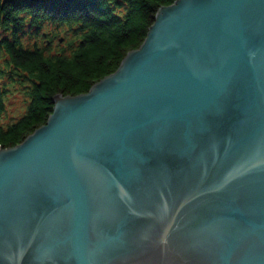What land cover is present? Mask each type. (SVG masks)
I'll list each match as a JSON object with an SVG mask.
<instances>
[{
	"label": "water",
	"instance_id": "1",
	"mask_svg": "<svg viewBox=\"0 0 264 264\" xmlns=\"http://www.w3.org/2000/svg\"><path fill=\"white\" fill-rule=\"evenodd\" d=\"M147 33L0 149V264H264V0Z\"/></svg>",
	"mask_w": 264,
	"mask_h": 264
},
{
	"label": "trees",
	"instance_id": "2",
	"mask_svg": "<svg viewBox=\"0 0 264 264\" xmlns=\"http://www.w3.org/2000/svg\"><path fill=\"white\" fill-rule=\"evenodd\" d=\"M174 2L0 0V149L46 125L56 93H87L116 72Z\"/></svg>",
	"mask_w": 264,
	"mask_h": 264
},
{
	"label": "rangeland",
	"instance_id": "3",
	"mask_svg": "<svg viewBox=\"0 0 264 264\" xmlns=\"http://www.w3.org/2000/svg\"><path fill=\"white\" fill-rule=\"evenodd\" d=\"M0 28H1V26H0ZM14 102H15V100L11 101L12 107H14L15 105H17V104H18V103H17V104H15ZM14 108H16V107H14ZM16 109H17V108H16Z\"/></svg>",
	"mask_w": 264,
	"mask_h": 264
}]
</instances>
